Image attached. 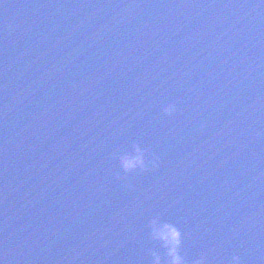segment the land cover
Instances as JSON below:
<instances>
[{"label": "clouds", "instance_id": "1", "mask_svg": "<svg viewBox=\"0 0 264 264\" xmlns=\"http://www.w3.org/2000/svg\"><path fill=\"white\" fill-rule=\"evenodd\" d=\"M165 111L166 114H170L172 109L168 108ZM121 166L126 172L136 168L145 170L146 165L143 158V153L140 152L139 149H137V155L134 159L129 160L127 157H122ZM152 166L155 167L156 163H153ZM152 235L154 238L161 240L164 246L167 248V255L170 258V264H183L182 257L178 254V249L181 243V234L177 229L165 226V228L159 230L155 227V225H153ZM238 260V257H233V264H238ZM157 264H159L158 258Z\"/></svg>", "mask_w": 264, "mask_h": 264}]
</instances>
